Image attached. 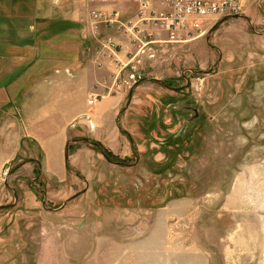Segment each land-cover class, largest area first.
Masks as SVG:
<instances>
[{
    "label": "rangeland",
    "instance_id": "374dc122",
    "mask_svg": "<svg viewBox=\"0 0 264 264\" xmlns=\"http://www.w3.org/2000/svg\"><path fill=\"white\" fill-rule=\"evenodd\" d=\"M64 2L32 20L30 67L0 56V264H264V0L137 67L142 81L120 89L118 150L83 118L66 115L62 136L43 124V83L84 64L102 71L92 5ZM127 6L114 8L129 18ZM111 76L72 92L94 85L108 96Z\"/></svg>",
    "mask_w": 264,
    "mask_h": 264
},
{
    "label": "built area",
    "instance_id": "2783aa9c",
    "mask_svg": "<svg viewBox=\"0 0 264 264\" xmlns=\"http://www.w3.org/2000/svg\"><path fill=\"white\" fill-rule=\"evenodd\" d=\"M66 0H52L59 5ZM92 5L89 33L98 39L96 58L99 68H112V89L103 83L107 95L121 93L124 84H135L141 75L137 67L146 59H154L163 48L196 41L218 21L243 14L246 0H71ZM126 3L129 18L114 8ZM107 7H111L107 9ZM107 31V32H105ZM100 36H103L100 41ZM130 69H134L124 76ZM140 69V68H138ZM140 75V76H139ZM114 91V92H113ZM103 98L93 95L89 106Z\"/></svg>",
    "mask_w": 264,
    "mask_h": 264
},
{
    "label": "crops",
    "instance_id": "0c3cea01",
    "mask_svg": "<svg viewBox=\"0 0 264 264\" xmlns=\"http://www.w3.org/2000/svg\"><path fill=\"white\" fill-rule=\"evenodd\" d=\"M23 1L30 4L24 3ZM65 4L67 3L64 2L58 6H64ZM81 4L85 8V10L88 11L89 5H86L82 2L80 3V5ZM42 5L43 0H35V2L34 0H0V56H15L12 60L15 62L18 61L20 65L24 64V66L26 65V62L28 60L30 62L33 51L32 44H34L33 40L31 39V34L33 32L32 20L36 17L37 21H47L52 19V15L57 16L59 14L57 5L54 9L53 7H51V9L49 10L43 8ZM32 10H34L35 12V14L33 15L34 17L32 16ZM60 14H62V16H66L65 12L60 11ZM70 18V24L71 27H73L74 20H76V15H73L72 13ZM88 19L86 23L87 29ZM21 22H23V24ZM27 34L29 35L27 36ZM79 54L78 56H80ZM47 64L44 63L43 66L48 67ZM79 64L80 63L78 62V60H75L72 62L71 67H79ZM12 66H14V63ZM26 66L30 67L31 65L30 63H28ZM100 70L102 71L98 72L99 74L103 73L106 70H109L110 74H112V72L114 71V69L112 68H100ZM96 72L97 70L93 67V65L87 64L85 67L84 64L82 70L79 69L78 72H76L77 74L75 76H73L74 74L71 76L62 72L59 73L58 76L56 75L54 78H52L49 83H43V118L49 121L53 119L51 123H44L45 120L43 119V124H48L51 126V124L54 123L59 127L56 130V133H61L60 135L62 136V134L65 132V124L62 123V120L66 115H73V118L70 120V122L73 119L83 118L80 122H85L86 125L88 124L87 127L89 130H91L90 126H93L92 128L94 129L100 128L99 132H96L95 130L93 131V135L98 136V138H102L103 140L107 139L108 131L110 133L109 136L111 137L108 138L109 141L110 139L115 141L113 142V147L117 148L118 150L123 145L124 140L121 139L122 137L119 134L120 129L118 128V125L116 123V118L118 114H120V107L123 103V100L125 99L124 95L126 94L122 91L119 94H112L105 97L103 96V100L97 101L94 106H89L88 100L93 95L99 94L97 91H95V88L93 89L94 85L91 87L89 86V88L87 89H83V92H72L75 89V83L83 84L82 81L86 80L88 81V83L93 82L92 75H94V78H96L98 74ZM12 76L13 79L11 80V82L14 83L15 78L14 75ZM67 76L69 77L67 78ZM70 77H73V79H69ZM67 85H69V87ZM8 92L9 93H6L3 98L12 99L13 97L10 91ZM72 94L76 98L74 102L75 104L68 103V99H72ZM86 95L90 96L88 100H86ZM60 118L61 121H59ZM70 122L66 123V126L67 124H70ZM113 127L114 131H112ZM62 138L63 137H60L59 140H61ZM56 139L57 136L53 140L57 141ZM60 173L62 174V170L60 171ZM60 177L62 178V175H60Z\"/></svg>",
    "mask_w": 264,
    "mask_h": 264
},
{
    "label": "flooded vegetation",
    "instance_id": "af4514ba",
    "mask_svg": "<svg viewBox=\"0 0 264 264\" xmlns=\"http://www.w3.org/2000/svg\"><path fill=\"white\" fill-rule=\"evenodd\" d=\"M142 81V79L140 78L138 81H137V83H139V82H141ZM167 87H169V85H167ZM169 89H171L170 87H169ZM121 112L122 111H120V114H118V116H117V118H116V123H117V125H118V128L120 129V132H121V127H120V123H121ZM93 126H90V128H92ZM130 137V141L132 142V138H131V136H129ZM85 140V142H89V140H87V139H84ZM90 143H92V145L94 146V147H96L103 155H104V157L109 161V162H111V163H113V164H117V165H125V166H130V165H128V164H126L124 161L122 162V161H116V162H112L111 160H110V158H109V156L106 154V150H104L98 143H95V142H91L90 141ZM131 145H132V147H136L135 145H133L132 143H131ZM65 160H66V167L69 169V167H68V164H69V146H67V149H66V156H65ZM39 171H40V168H39Z\"/></svg>",
    "mask_w": 264,
    "mask_h": 264
},
{
    "label": "water",
    "instance_id": "95a60500",
    "mask_svg": "<svg viewBox=\"0 0 264 264\" xmlns=\"http://www.w3.org/2000/svg\"><path fill=\"white\" fill-rule=\"evenodd\" d=\"M241 17H242V16L237 15V16H235V17H233V18H237V19H239V18H241ZM132 95H133V90H132V92H131V94H130V101H129V103H131Z\"/></svg>",
    "mask_w": 264,
    "mask_h": 264
},
{
    "label": "trees",
    "instance_id": "16d2710c",
    "mask_svg": "<svg viewBox=\"0 0 264 264\" xmlns=\"http://www.w3.org/2000/svg\"><path fill=\"white\" fill-rule=\"evenodd\" d=\"M106 154L110 157L109 153L106 152ZM113 159V158H112Z\"/></svg>",
    "mask_w": 264,
    "mask_h": 264
}]
</instances>
